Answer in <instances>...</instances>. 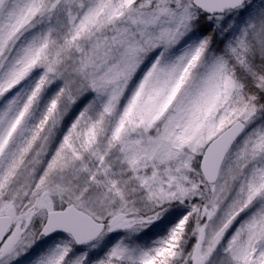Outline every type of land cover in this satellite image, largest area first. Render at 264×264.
I'll list each match as a JSON object with an SVG mask.
<instances>
[{
  "label": "snow or ice",
  "instance_id": "obj_1",
  "mask_svg": "<svg viewBox=\"0 0 264 264\" xmlns=\"http://www.w3.org/2000/svg\"><path fill=\"white\" fill-rule=\"evenodd\" d=\"M0 264H264V0H0Z\"/></svg>",
  "mask_w": 264,
  "mask_h": 264
}]
</instances>
